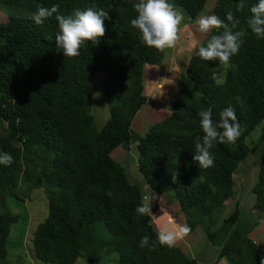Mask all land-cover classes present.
<instances>
[{"label": "trees", "instance_id": "obj_1", "mask_svg": "<svg viewBox=\"0 0 264 264\" xmlns=\"http://www.w3.org/2000/svg\"><path fill=\"white\" fill-rule=\"evenodd\" d=\"M138 0H0L20 12L34 13L38 6H59L68 15L74 9L95 5L109 13L106 32L99 43L86 41L80 55L64 57L56 48L58 22L41 24L25 15L0 23V152L13 162L0 165V264H8L7 243L11 227L19 221L8 200L22 202L17 189L27 185L42 189L47 216L29 240L38 263L85 264L111 258L113 264H198L176 245L141 248L144 235L156 239L150 215H138L143 204L140 189L129 181L111 153L118 147L137 152L136 167L150 189L177 203L192 233L199 229L217 250L214 264H260L264 247L250 237L258 222L235 206L222 218L233 198V177L239 164L257 152L247 139L264 120V38L247 26L246 0H215L211 13L225 20L232 10L244 30L239 53L234 55L221 82L214 69L219 61L190 57L179 78L169 115L150 125L143 135L132 122L146 104L143 74L146 65L159 66L163 52L146 47L130 24ZM193 22L207 0H168ZM14 8V9H15ZM227 22V21H225ZM217 34L208 33L200 45ZM102 77L101 90L109 116L95 126L92 89ZM239 96L243 106L236 103ZM231 104L242 134L235 143H216L211 149L214 166L201 169L193 160L194 141L202 136L198 112L212 109L213 120ZM259 140V166L252 210L264 216V130ZM111 193V195H108ZM189 233V234H190ZM21 257V256H20Z\"/></svg>", "mask_w": 264, "mask_h": 264}, {"label": "clouds", "instance_id": "obj_2", "mask_svg": "<svg viewBox=\"0 0 264 264\" xmlns=\"http://www.w3.org/2000/svg\"><path fill=\"white\" fill-rule=\"evenodd\" d=\"M246 0H239L236 11L243 10ZM136 13L130 24L137 29L142 43L158 52L174 48L180 39L179 32L185 14L177 9L168 0H138L132 5ZM250 15L246 21L248 28L257 38H264V0H256L249 9ZM58 22V32L55 35L56 48L60 49L64 57L73 58L80 55V48L90 41L93 45L99 43L105 35V20L110 19L109 13L103 8L97 9L95 5L83 10L74 9L70 14L59 13V6L53 4L50 8L38 6L32 14V20L41 24L48 18L53 17ZM227 21V22H225ZM239 20L234 12L229 10L222 20L215 14L201 13L195 20L196 31L201 34L211 33L216 30L217 34L211 35L206 45H194V51L204 61L217 60L220 64L229 63L230 59L239 53L244 37V30H235ZM237 105L243 106L244 101L239 97L234 98ZM199 125L203 135L197 136L194 141L195 151L193 160L201 169L214 166V156L211 149L218 142L235 143L242 134V128L237 120L235 108L229 104L219 112L218 121L213 120L211 108L198 112ZM13 162L12 156L7 152H0V165L9 166ZM111 195V193H108ZM150 203H143L135 209L138 215H152ZM191 229L186 224H178L171 218L160 225L155 241L144 235L139 241L141 248L156 245L174 247L177 241L184 239ZM264 264V259L260 260Z\"/></svg>", "mask_w": 264, "mask_h": 264}, {"label": "rangeland", "instance_id": "obj_3", "mask_svg": "<svg viewBox=\"0 0 264 264\" xmlns=\"http://www.w3.org/2000/svg\"><path fill=\"white\" fill-rule=\"evenodd\" d=\"M213 1L214 0H207L202 13L213 14L211 13L212 11L210 12V10L212 9L211 6L213 4ZM14 8L15 7H11L8 5L6 7L0 3V23L7 21L11 16L19 14L32 18L33 13H22L19 11V9ZM178 9L182 10L181 8ZM183 13L185 14L184 11ZM188 22L189 18L185 14V20L182 22V24H184L185 26L188 25ZM199 43H201L200 40ZM192 52L193 53H191V55L195 54V51ZM184 64L185 63H178L176 68L177 73L172 77L168 76V78L165 77V75H168V71L165 72L164 70L165 67L154 69V75L156 77L155 82L157 81L156 83H150L149 77L151 73L148 70L145 71L144 92L147 97V102L140 109L132 122V130L135 133H137L138 135H143L148 130L151 124L160 121L161 119H164L169 115V110L166 108H169L172 103L174 94L178 88L177 82L181 80L179 78H182L180 75L184 71ZM169 65L170 61L168 60L167 62H165V66L168 67ZM227 66V64H220L214 69L217 82L222 81ZM101 80L102 77L97 75L94 79V87L92 89L91 114L93 115L95 126L98 129L103 126L109 116L107 100L101 90ZM263 130L264 120L255 128L254 132L251 133V135L247 139V145L249 147H255L257 152L254 155H248L247 158L239 164L233 178V198L229 202H227V205H225L222 212V218L227 217L232 213L234 207L237 206L242 209L244 211V214H246L248 217L250 216L252 219L256 220L258 222V225L254 228L255 230L253 229L254 232L251 236L258 243V245H263L264 243V216L261 212H254L251 208L254 201V196L251 193V188L256 182L258 176L259 149L261 148L259 137ZM111 156L117 163L122 166L129 178V181L140 189L141 195L143 197V202L150 203L149 207L152 213V215H150L152 222L151 225H154V220L156 221L157 219V223L159 224V226L163 224L161 216L156 212V210L160 209V204L159 202H156V200L157 198L163 200L162 205L166 206L167 203L169 204L168 199L166 196L159 195L156 192L152 191L147 185L143 176L139 173L136 167V153H134L133 150L132 153H129L128 151H125L122 148L118 147L111 153ZM17 194L23 200L22 202L14 201L13 199L8 200V205L11 211L19 215L20 218L19 221L10 229L7 243L8 264H43L40 262L37 263L33 259L31 255L29 240L37 225L41 223L47 216L46 196L42 189L31 190L30 187H27V185L23 184L20 185L17 189ZM177 209L178 204L175 203L171 206V208H168V213L172 215V220H174L176 223L179 224L180 222V224H183L184 221H182V213L178 212ZM174 212H178L177 215ZM179 218L181 219L180 221H178ZM165 222H167L166 217L164 218V223ZM186 237L178 241L185 254H188L187 252H194L195 254H198V252H200V250L203 248L202 250L206 253L202 255L203 262L208 259L211 260L213 256L216 255V249L212 245H207V249H204L205 237L199 229H197V231L194 230ZM75 264H85V262L82 258H79L75 262ZM94 264H113V261L111 258H104L102 260L100 259L97 263Z\"/></svg>", "mask_w": 264, "mask_h": 264}, {"label": "crops", "instance_id": "obj_4", "mask_svg": "<svg viewBox=\"0 0 264 264\" xmlns=\"http://www.w3.org/2000/svg\"><path fill=\"white\" fill-rule=\"evenodd\" d=\"M214 2H215V0L213 1V4H214ZM213 4H212V6H213ZM211 6V7H212ZM203 12V11H202ZM201 12V13H202ZM200 13V14H201ZM199 17V16H198ZM197 17V18H198ZM189 18V17H188ZM196 18V19H197ZM195 19V20H196ZM195 20L193 21V22H190V19H189V22H188V25H185L184 26V24H182L181 26H180V32H179V36H180V39L177 41V44H176V46L174 47V48H171V49H166L165 51H163V58H162V61H161V64L157 67V66H153V68H152V65H146L145 67H144V74H145V71L146 70H148L151 74H150V77H149V79H150V83H156L155 82V79H156V77H155V70L154 69H159V68H162V67H165L164 68V70H165V72L166 71H168V75H165V77H167L168 78V76H173V75H175L176 73H177V70H176V68H177V64L178 63H180V64H182V63H185L184 64V71H183V73L185 72V69H186V65H187V62H188V60L190 59V57L191 56H193V55H191V53H193L192 51H194V48H193V46L194 45H198V46H200L199 44V40H200V42L202 41V39L207 35V34H203V35H201V33H199L198 31H196V26H195ZM191 23V24H190ZM183 26V27H182ZM191 51V52H190ZM180 58V59H179ZM178 59V60H177ZM170 61V65L167 67V66H165V62H167V61ZM182 73V74H183ZM144 74H143V85H144V89H145V84H144ZM181 74V75H182ZM180 75V76H181ZM179 76V77H180ZM171 77H169V78H171ZM159 78V77H158ZM178 78V77H177ZM160 79V78H159ZM158 83H160V82H158ZM144 94H145V92H144ZM146 96V95H145ZM147 102V101H146ZM166 109H168L169 110V108H166ZM134 153H136V155H137V152L136 151H134ZM138 156V155H137ZM234 178V177H233ZM142 199H143V197H142ZM156 202H159V204H160V209H158V210H156V212L158 213V215H160L161 216V219H162V221H163V223H164V218L166 217V219H167V221L171 218L172 219V215H170V213H168L169 211H168V208H171V206L172 205H174L175 203H167L166 204V206H163L162 205V203H163V200H161V199H158L157 198V200H156ZM153 203V202H152ZM153 209V208H152ZM162 211H165V212H162ZM177 211L178 212H180V210H179V207H178V209H177ZM171 212V211H170ZM177 212V213H178ZM173 213V212H172ZM174 213H176V212H174ZM177 213H176V215H177ZM165 216V217H164ZM181 217V216H180ZM182 217H183V215H182ZM158 220V219H157ZM157 220L155 221L154 220V225H152L153 226V228L156 230V231H158V229H159V224L157 223ZM181 219L179 218L178 219V221H180ZM166 221V220H165ZM182 221H184V217L182 218ZM151 224H152V222H151ZM179 224H180V222H179ZM183 224H185V222H183ZM196 231H197V229H195ZM255 230V229H254ZM254 230L250 233V235H249V237L258 245V243L252 238V234H253V232H254ZM205 237V236H204ZM187 238V237H186ZM189 238V237H188ZM207 245H210L209 243H208V241H207V239L205 238V248L204 249H207L206 248V246ZM176 246L178 247V248H180V250L183 252V250H182V247H181V245L178 243V241H177V243H176ZM260 248H263L264 247V243H263V245H258ZM203 249V248H202ZM200 250V252H198V254H195L194 252H187L188 254H189V256H188V254H185L184 252V254H185V256L186 257H188L189 259H193V260H195L198 264H214V262H215V260H216V256H217V250H215L216 251V255L215 256H213V258L211 259V260H205V262H203L202 261V258H203V254L205 253L203 250ZM186 251V250H185ZM206 254V253H205ZM201 260V261H200Z\"/></svg>", "mask_w": 264, "mask_h": 264}]
</instances>
